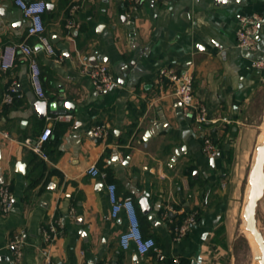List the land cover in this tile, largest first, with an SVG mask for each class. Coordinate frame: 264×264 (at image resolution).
Returning a JSON list of instances; mask_svg holds the SVG:
<instances>
[{
    "label": "crops",
    "instance_id": "0c3cea01",
    "mask_svg": "<svg viewBox=\"0 0 264 264\" xmlns=\"http://www.w3.org/2000/svg\"><path fill=\"white\" fill-rule=\"evenodd\" d=\"M44 1L55 55L28 37L14 0H0V56L10 45L34 47L45 91L39 99L24 56L0 68V187L14 195L10 213L0 207V264H223L264 125V71L252 68L264 60V21L254 55L238 46L236 31L241 18H264V0ZM100 64L116 82L108 92H98L85 71ZM163 68L193 74L195 96L217 124L200 126L183 114L168 84L158 83ZM13 84L21 99L1 105ZM39 101L47 103L45 119ZM49 124L44 158L23 141L37 140ZM97 126L106 127L102 139L93 134ZM206 136L218 149L214 158L203 151ZM93 165L106 179L87 173ZM111 183L120 198H134L143 235L161 240L160 253L140 257L120 247L128 221L112 218ZM139 196L148 197L150 215L142 214ZM168 206L181 212L176 223L196 214L180 242L164 220ZM257 219L264 235V198ZM18 232L26 239L20 262L10 247Z\"/></svg>",
    "mask_w": 264,
    "mask_h": 264
},
{
    "label": "built area",
    "instance_id": "2783aa9c",
    "mask_svg": "<svg viewBox=\"0 0 264 264\" xmlns=\"http://www.w3.org/2000/svg\"><path fill=\"white\" fill-rule=\"evenodd\" d=\"M135 3H140L142 0H133ZM15 6L23 13L28 20L27 35L38 40L39 47L49 55H55V50L46 35L44 16L48 10L47 3L44 0H14ZM76 8H73L72 13ZM264 18L260 15H253L241 18L237 31L236 38L238 46L247 51L249 54H256L258 51L257 35L260 25ZM74 23L70 22V26ZM38 51L26 44L18 43L4 48L0 56V68L3 71L12 69L19 55L24 56L29 63L30 81L37 97L41 100L45 99V91L42 83V71L37 61L36 55ZM252 68L258 71H264V60L255 59L252 61ZM85 71L91 77L94 87L98 92H108L112 90L116 84L114 76L110 72V68L106 64L88 65ZM193 74L185 70L176 72L173 69L163 68L158 75V83L162 86L168 84L169 95L176 98L180 104L183 114L193 119L197 125H214L218 120L209 117V111L205 104L199 101L194 93ZM21 99L16 86L13 84L8 88L1 100V105L10 106ZM93 134L95 138L102 139L107 135L105 126H97ZM4 137L8 138L7 134ZM52 137V127L47 125L37 140L30 138L23 141V145L32 150L34 153L46 158L43 146ZM203 151L210 158H214L218 154V149L211 137L206 136L203 139ZM87 173L93 178L106 179L107 174L101 172L97 166H91ZM107 197L111 206V215L113 219H118L121 214H125L128 225L126 230L121 233L119 238L120 247L124 251L135 248L140 257H145L150 253H160L156 241L153 237L143 235L140 223V216L136 206V202L132 197L120 198L117 194V186L113 183L107 186ZM0 207L4 214L10 213L14 208V195L9 187H0ZM178 212L172 206H168L164 213V220L171 227L173 239L175 242H180L186 238L192 228L197 223L196 214L188 215L182 223H176ZM51 232H55L52 227ZM49 240L50 235L45 234ZM26 243L24 232H18L11 244L15 259L20 262L23 257V250Z\"/></svg>",
    "mask_w": 264,
    "mask_h": 264
},
{
    "label": "water",
    "instance_id": "95a60500",
    "mask_svg": "<svg viewBox=\"0 0 264 264\" xmlns=\"http://www.w3.org/2000/svg\"><path fill=\"white\" fill-rule=\"evenodd\" d=\"M161 1V0H160ZM41 48L39 47L38 50ZM40 119H45L47 116V103L45 101H39L35 105ZM57 104L50 105V111L54 114L56 111ZM214 162V159L211 160ZM248 182L250 185V191L248 195V202L244 210V218L246 221V231L250 232L257 245L259 246L261 256L259 263L264 264V235L258 227L257 210L260 202L264 198V140L261 145L256 149V158L254 164L250 170ZM140 208L143 215L148 216L151 214V205L148 197L139 196ZM152 219V217L150 216Z\"/></svg>",
    "mask_w": 264,
    "mask_h": 264
},
{
    "label": "rangeland",
    "instance_id": "374dc122",
    "mask_svg": "<svg viewBox=\"0 0 264 264\" xmlns=\"http://www.w3.org/2000/svg\"><path fill=\"white\" fill-rule=\"evenodd\" d=\"M263 133L264 125L262 129V134ZM249 191L250 185H248V193L240 221L238 222V231L236 238L233 241L231 254L223 264H260L257 258L261 256V252L251 233L246 231V221L244 219V210L248 202ZM258 227L263 233V226L260 222H258Z\"/></svg>",
    "mask_w": 264,
    "mask_h": 264
},
{
    "label": "trees",
    "instance_id": "16d2710c",
    "mask_svg": "<svg viewBox=\"0 0 264 264\" xmlns=\"http://www.w3.org/2000/svg\"><path fill=\"white\" fill-rule=\"evenodd\" d=\"M143 218H144V217H143L142 215H140L141 229H142V221H141V220H143ZM144 236H146V235H144ZM147 237H153V236L149 235V236H147ZM153 238H154V237H153ZM154 239H155V238H154ZM155 241H156L157 246H163V244H162L161 240H159V238L155 239Z\"/></svg>",
    "mask_w": 264,
    "mask_h": 264
},
{
    "label": "bare ground",
    "instance_id": "6f19581e",
    "mask_svg": "<svg viewBox=\"0 0 264 264\" xmlns=\"http://www.w3.org/2000/svg\"><path fill=\"white\" fill-rule=\"evenodd\" d=\"M263 140H264V133L262 134L261 136V144L263 143ZM260 144V145H261ZM245 219V218H244ZM252 235V234H251ZM253 236V235H252ZM254 238V237H253ZM255 241V240H254ZM257 244V243H256ZM258 246V245H257ZM259 247V246H258ZM260 250V249H259ZM260 258V257H259ZM259 258H257V260L259 261Z\"/></svg>",
    "mask_w": 264,
    "mask_h": 264
}]
</instances>
